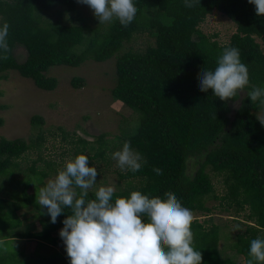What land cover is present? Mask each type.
Returning <instances> with one entry per match:
<instances>
[{"label": "trees", "instance_id": "1", "mask_svg": "<svg viewBox=\"0 0 264 264\" xmlns=\"http://www.w3.org/2000/svg\"><path fill=\"white\" fill-rule=\"evenodd\" d=\"M133 3L137 13L128 27L114 20L102 28L99 21L92 27L73 18L53 25L40 20V12L56 4L75 12L80 5L77 0H0L2 24L5 21L9 24L7 39L11 49L7 59H0V79L5 78V72L14 70L32 79L38 88L49 91L56 86L54 78L45 76L49 68L62 65L76 68L88 60L101 63L116 57V84L111 96L139 118L135 129L131 125L123 130V144L129 141L147 162L139 171L129 170L121 175L139 178L140 183L131 190L114 191L113 202L118 197L130 198L133 191L161 198L165 192H173L191 210L192 246L201 252L202 264H248L251 240L264 238V126L256 115L261 111L259 100L252 103L247 95L252 86L264 88V16H257L255 5L248 0H200L192 8L185 7L184 0H133ZM214 11L226 15L237 27L228 44H221L200 29ZM141 33H148L155 44L144 50L122 52L125 43ZM17 46L27 50L24 63L13 55ZM227 47L239 49L241 62L248 68L249 84L233 99L222 101L211 89L201 92L198 78L205 68L217 67V59ZM83 83L80 77L72 80L76 88ZM43 123L40 116L31 120L32 126ZM105 137L97 138L101 147ZM43 139L42 131L31 144L24 139L1 138L0 179L13 178L11 167L17 165L14 160L32 148L41 147ZM72 144L84 146L81 149L77 145L75 155L84 154L91 145L82 139L73 140ZM99 152L102 153L98 156L104 155ZM154 167L161 168L163 174L157 175ZM31 172L34 179L19 181L24 186L22 203L35 210L42 230H24L17 214L23 205L17 204L8 206L17 217L13 223L7 221L0 226V234L7 232L9 235L4 238L15 243V247L17 239H34L38 255L46 244H57L54 235L63 227L70 209L65 208L57 222L51 223L47 209L36 203V192H27L48 174L36 169ZM212 176L223 178L225 183L226 194L219 206L224 212L249 211L246 222L233 220L237 228L233 235H227L231 249L240 256L239 263L222 257L220 243L226 236L223 229L210 219L201 221L196 216L199 212H212L206 205L209 194L210 199L216 198ZM94 192L89 190V199L94 198ZM10 253L0 254V264H69L68 256L57 250L49 257L42 255L30 260L22 259L18 251Z\"/></svg>", "mask_w": 264, "mask_h": 264}, {"label": "rangeland", "instance_id": "2", "mask_svg": "<svg viewBox=\"0 0 264 264\" xmlns=\"http://www.w3.org/2000/svg\"><path fill=\"white\" fill-rule=\"evenodd\" d=\"M42 23L53 25L57 21H70L73 18L76 22L85 21L92 27L98 25V19L92 10L84 4L79 5L75 12H68L66 7L56 4L48 11L40 12ZM2 16H0V25ZM110 23H101L102 28H107ZM200 29L209 36H214L221 44H228L231 37L236 33L235 23L221 12L214 11L208 15L200 25ZM262 44L260 39H257ZM155 39L148 33L135 35L130 43H125L122 52L129 50H144L148 45H154ZM264 49V45H262ZM19 63L27 60L28 53L23 46H17L13 52ZM5 78L0 79V139L8 140L24 139L28 144L42 131L44 136L41 147L32 148L25 152L21 158L15 159L17 164L11 167L14 172L13 178L8 176L0 179V226L6 222H12L17 215L13 214L12 207L17 204L22 206L17 211L24 230L39 232L42 230L40 218L30 207H24L22 203L23 184L20 180L34 179L31 169L43 171L48 174L42 181L36 182L27 192L34 194L46 185L49 179L62 170L65 162L74 158L75 148L78 144L72 141L78 139L91 143L85 150L91 160L89 167L97 168V185L111 186L115 191L131 190L140 183L139 178H122L129 170H121L116 161L111 159L110 153L118 151L123 146V130L129 126L137 127L139 124L138 115L121 102L115 101L111 96V90L116 84V57L105 62L88 60L79 67L54 66L45 72L47 78H54L56 86L53 90H43L36 86L34 81L20 75L19 72L11 70L4 73ZM80 77L84 80L82 86H72V80ZM264 116V110L258 111L256 115ZM34 116L43 118L44 123L32 126L31 120ZM106 135L101 140L103 147L98 143V137ZM81 149L83 145H78ZM90 147H93L90 148ZM104 155L98 156L99 151ZM8 179V180H7ZM215 185V196L206 205L212 208L209 214L199 212L196 216L201 220L210 219L212 224L223 229L224 237L220 247L223 258H229L236 263L240 262V256L231 249V239L227 238L235 233L237 226L235 219L247 221L246 215L249 211L237 213L231 209L224 212L220 206L221 197L226 194V186L223 178L212 176ZM37 187V190H36ZM94 187L93 190H96ZM60 231V230H59ZM59 231L54 235L57 244H46L41 253L36 255L37 242L34 239H17V246L10 239L4 238L8 234H0V254L16 252L21 254L22 259L30 260L34 257L39 259L42 255L49 257L53 250L59 251L67 256L63 240ZM9 235V234H8ZM2 240V241H1ZM11 254V253H10ZM19 254V256H20ZM23 254V255H22Z\"/></svg>", "mask_w": 264, "mask_h": 264}, {"label": "clouds", "instance_id": "3", "mask_svg": "<svg viewBox=\"0 0 264 264\" xmlns=\"http://www.w3.org/2000/svg\"><path fill=\"white\" fill-rule=\"evenodd\" d=\"M87 5L99 23L118 20L128 27L137 8L133 0H77ZM200 0H184L192 8ZM255 5L256 15L264 16V0H248ZM9 24L0 25V59L11 51L8 43ZM214 70L205 68L199 76L201 92L212 90L222 101L233 99L249 84V72L241 62L239 49L227 47L217 59ZM264 110V88L252 86L247 93ZM257 119L264 126V116ZM121 170L139 171L147 161L132 149L129 141L110 153ZM157 175L163 170L154 167ZM97 168L89 167L85 154L68 159L62 170L36 192V203L47 209L51 223L57 222L65 208L70 214L63 220L59 236L63 240L69 264H202V254L194 250L191 231L192 213L173 192L150 197L133 191L130 198L118 197L113 202L114 188L97 185ZM96 187L94 198L89 190ZM79 190V191H77ZM146 221V222H145ZM248 264L264 262V238L250 242Z\"/></svg>", "mask_w": 264, "mask_h": 264}]
</instances>
